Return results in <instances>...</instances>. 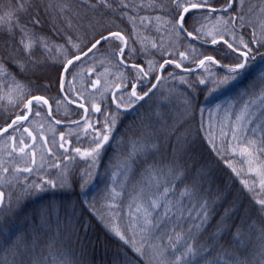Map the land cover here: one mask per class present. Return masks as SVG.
I'll use <instances>...</instances> for the list:
<instances>
[{"label": "trees", "instance_id": "obj_1", "mask_svg": "<svg viewBox=\"0 0 264 264\" xmlns=\"http://www.w3.org/2000/svg\"><path fill=\"white\" fill-rule=\"evenodd\" d=\"M19 2L0 0V56L4 57L11 74L0 76V131L18 115H23L27 101L35 96L48 100L52 116L59 122L71 123L83 118L84 112L66 103L60 94L65 54L73 58L76 55V49L68 43L69 38L80 45L81 51H86L101 32L120 31L128 39L126 65L142 66L148 75L137 80L138 69L126 67L119 63L120 57L108 54L122 46L120 41L113 39L101 46L95 57L89 54L76 60L64 75V91L68 98L88 108L82 123L56 126L48 117L46 104L34 105L30 122L45 119L55 127L58 136L55 143L50 138L48 142H42L45 155L41 166H37V157L33 155L27 167L32 169L31 172L15 171L26 168L24 152L34 148L28 121L17 122L0 136V144L6 145L0 150V169H9L6 182L0 184V191L5 192V200L11 197L12 201L11 210L6 207L0 216V264H126L128 260L135 264H153L148 257L136 256L128 244L106 227L116 224L120 229L124 226L121 221L107 210L106 215L101 211L93 213L88 206L93 195L90 185L98 177L96 172L100 173L106 167L108 181L109 173L112 175L117 165L130 164L127 186L140 185L150 172H154L164 175L163 179L171 177L169 180L178 181L177 189L191 188L197 201L207 202L210 215L200 231L191 226L192 219L186 216L179 222L182 230L192 227L193 235L188 241L194 248L203 249L192 264H225L226 260L222 259L227 254H231L232 259L238 257L247 259L248 264H258V243L264 242V213L259 211L260 205L256 203L253 191L243 189L241 175L233 171L236 168L229 155L219 151L211 139L206 114L221 100L232 98L243 90L256 93L264 86V46L258 42L264 40V12H261L264 0H245L242 7L234 3L228 12L220 11L226 0H208L217 11L210 12L206 7L189 11L184 16L185 27L189 31L194 27L202 29L195 33L196 40L185 32L177 35L172 30L177 18L173 0H156L155 7L149 6L151 0H125L129 5L127 8L119 7L118 0H111L115 11L103 5L90 7L82 0H42V5L29 0L25 5L27 10L21 11L17 9ZM91 3L95 4L96 0ZM48 4L52 7L45 15ZM65 5L67 7L61 13L60 8ZM10 12L14 13L12 17L8 15ZM37 15L42 23L33 25L31 22ZM52 17L56 18L55 27L49 22ZM229 17L235 19L225 24L223 21ZM66 21L71 22V27ZM16 23L33 28L37 36L47 37L50 50L38 44L29 60L20 44L21 33L15 27ZM241 40L252 48L255 59L250 56L236 79L221 84L223 77L232 75L228 68L243 59L239 51L246 49ZM230 43L237 51L228 47ZM61 45L62 49L57 47ZM9 53H13L15 60L24 64L26 70L21 71ZM207 56L216 63L208 62L197 72L183 71L197 68ZM166 61L172 63L161 73L159 65ZM177 63L181 65L179 68ZM150 66L153 70L149 72ZM105 70L118 76L119 80L113 84L114 89L111 92L106 89V96L99 100L100 82L96 81V87L90 88L92 94H87V89L79 86L80 76L93 79L98 74L102 80ZM147 80L150 83L145 85ZM133 83L138 87V93L142 89L147 91L151 84L157 86L143 100L117 109V103L121 102L119 98L127 101ZM97 108L100 110L96 111ZM37 111L39 115H36ZM112 115H116V124L92 169V179L81 191L83 181L80 176L90 159L82 158L74 149L88 151L97 133L105 132V118ZM21 134L31 139L32 146H26L23 152L14 151V142L21 139ZM133 140L142 141L143 148L130 158ZM153 144L156 147H152ZM62 169L74 178L70 190L44 185L45 191L25 195L17 205L26 185L42 184L46 180L56 182ZM0 175H4L2 171ZM238 230L243 247L234 240ZM155 241L153 238L150 242Z\"/></svg>", "mask_w": 264, "mask_h": 264}, {"label": "snow or ice", "instance_id": "obj_2", "mask_svg": "<svg viewBox=\"0 0 264 264\" xmlns=\"http://www.w3.org/2000/svg\"><path fill=\"white\" fill-rule=\"evenodd\" d=\"M36 2L39 5H42V0H36ZM82 2L88 4L90 7H96L97 5H103L105 8H108L112 11H115V9L112 7L111 0H96V3H91V0H82ZM29 3V0H20L18 3L17 9L21 11H26V4ZM173 3L175 4V7L177 8V18L173 22L172 30L176 32L177 35L180 34V32L187 33L188 36L192 37V39H197V36L195 33H200L202 31L201 28H193L192 31H189L185 27V17L183 14H186L189 12L190 8H198V7H206L209 9L210 12H215L217 9L212 7L208 0H173ZM233 3H237L238 6H243L245 3V0H226L225 6L220 11L222 12H228L229 9L232 8ZM118 6L127 8L129 5L125 3V0H118ZM149 6L155 7L156 6V0H151ZM52 5L48 4L45 7V15H48L49 9H51ZM67 6H63L60 8V12L63 13L65 8ZM261 12H264V7L261 8ZM183 13V14H181ZM9 17H12L14 15L13 12L8 13ZM126 15V14H125ZM61 19H64L63 16H61ZM160 17H157V20H159ZM235 19V17H229L227 20H224L223 22L225 24L232 22ZM242 19V17H240ZM53 27L56 25V18L52 17L49 21ZM33 25H40L42 23L41 17L37 15L33 18L32 22ZM67 26L71 27V22L66 21ZM15 27L19 28V31L21 33V39L20 44L24 49V52L28 56L29 60H31V54L34 47H36L38 44L40 46H43L45 49H48L49 40L47 37L44 36H37L33 28H30L28 25L19 24L16 23ZM11 32V28L9 29ZM79 39V38H78ZM113 39L118 40L121 42V47L118 50H110L109 55L114 57H120L119 63L122 65H126L125 60V48L128 47V39L125 38V36L120 31H109L107 34L101 32L98 37H95L91 42L90 46L87 48L86 51H81L80 45L78 43H75L71 40V38L68 39V43L72 45L74 49H76V55L75 57H69L67 54H65V66L63 68L64 72H68V66L72 65L74 60H80L82 56H89V54H92L93 57L96 56V53L100 50V47L103 46L106 43H110ZM213 43L216 42L215 38L212 40ZM261 46H264V40L258 41ZM241 45L243 46L244 51H239V56L243 59L240 60L238 63H236L234 66H231L228 68V72L232 75H226L223 77V79L220 81L221 84H226L230 80L236 79V76L239 74L240 70L245 69L249 57L251 56L252 59H255V56L252 55V48L245 43L243 40L240 41ZM155 46V45H153ZM58 48H63V46H57ZM229 48H232L233 51H237V49L230 43L228 44ZM50 50V49H48ZM10 58L13 59V62L16 63V66L21 70H26L24 67V64H22L19 61H16L13 53L8 54ZM181 57L184 58V54L181 53ZM205 60L215 64L216 61L211 57L207 56L205 59H202L200 61V65L202 67L205 66ZM165 63H171V61H166ZM35 67V65H33ZM128 66V65H126ZM181 65L179 63L176 64V67H180ZM134 70L136 71V78L137 80L142 79L143 77H146L148 75V72H145L144 68L142 66L138 65H130ZM159 67L162 69L163 64L159 65ZM153 70V66L149 67V72ZM207 70V69H206ZM11 75L8 71L7 65L5 64L4 57L0 56V76H9ZM14 79V78H13ZM157 83L159 82V77L156 78ZM183 82V81H182ZM201 83H204L203 80L200 81ZM19 87V85H17ZM127 87V85H125ZM156 84H151L148 87L147 91L141 90L140 93L137 92L136 84L133 83L130 91L127 93V101L123 102V98H119L121 102H118L116 107L117 109L121 107H130L131 105L135 104L136 102L143 100L146 96H148L154 88H156ZM61 87L63 88V84H61ZM35 100L37 103H40L41 101L43 104H48V100L41 97V96H35L32 99H29L27 101L26 107L31 110L32 106V100ZM256 99L259 102V105L261 106V111L259 113L254 112L252 107H250L249 104H245L241 110V113L236 116V122L232 125L231 129V139L235 142L233 146V150L236 151L237 149L240 151V155L244 158V162L249 164V171H255L256 175L260 178L259 183L264 190V171H260L261 167H264V161H261L260 165L253 169L251 165L257 160L260 159L258 154H264V89H261L260 92L256 94ZM100 109L97 108L96 111H99ZM40 113L37 111L36 115H39ZM118 115V114H117ZM28 119L27 115H18L15 120L12 121V124H16L17 121L26 120ZM255 122V123H254ZM59 123V121H57ZM254 127L252 129H248L244 127L245 124H253ZM116 124V115H112L110 117L105 118V132L103 134L97 133L96 137H94V144L90 146V149L86 152H81L80 148H75L74 151L80 155L82 158H88L90 159V164L88 167L81 173L80 179L83 181L80 184L81 191H83L89 181L92 179V169L95 168V166L98 163V158L100 156L101 149L104 147V144L108 142L109 140V133L112 131ZM4 132L8 131V128L5 127L3 129ZM27 131V129H25ZM259 131L261 133L260 136H257L256 133ZM250 133V135H249ZM31 135V133H29ZM143 135V133L141 134ZM229 135L228 132H225L223 128L221 129V136H227ZM243 138V139H242ZM63 139V137L61 138ZM23 143V141H21ZM64 145L61 144V147ZM139 146V147H138ZM152 147H156L155 144L152 145ZM132 148L133 151L130 153L131 156H134L136 151L141 150L143 148L142 141L140 140H133L132 141ZM15 151V149H13ZM215 150V149H214ZM23 151V149H21ZM67 151V149H65ZM4 175H0V184L6 182V174L9 172V169L4 167L0 169ZM16 172L20 171H26L31 172L32 169L30 168H24V169H15ZM151 171V170H149ZM171 171V169L169 170ZM235 171V169H233ZM73 177L67 171L66 169H62L61 173L58 176V180L56 182H53L51 180L43 181L42 184H31L26 185L23 189V193L21 196L18 197L17 205H19V200L23 199L25 195H31L36 192H43L45 191L44 185H48L52 188H61L65 190H70L72 188L73 184ZM9 184L11 181H7ZM243 182V181H242ZM245 187H249L247 182H244ZM157 191H145V189H141L136 197L133 199L132 204L129 205L130 209H134V211L130 212V216L132 219V227L136 229L135 235H138L140 237L139 242L136 241L135 236L132 238L126 237V235L121 232L118 225L116 224H108L106 227H109L112 232L115 233L117 237H119L120 240H122L125 244H128L129 247L132 249V251L136 254V256L140 258L148 257L152 261H159V264H192V260L203 251V249L194 248L191 243H188V240L185 239V234L183 230L176 231L177 227H179V222L184 218L185 215V209L180 203V200H182L184 197H191L194 193L191 188L185 187L184 191L179 193V199L172 200L169 199V193L174 191L173 187L170 186H164L162 191L160 189V185L157 182L156 183ZM250 191H252V188H249ZM120 193L116 191L114 188L110 193V200L108 207L110 209L117 208L118 203L117 199L119 197ZM11 197H9L7 200H5V192L0 191V216L3 215L4 209L7 207L9 210H11ZM256 203L260 205L259 211L261 213H264V198H258L256 199ZM113 218L115 217V214H111ZM210 212L207 202H203L200 205V211L197 213V217L199 218L198 224H193L192 227H195L197 231H200L204 224L207 222L209 218ZM188 216H191V213H188ZM156 230H160V235H155ZM189 233L191 232V228H189ZM153 237L156 239L157 243L153 244L150 241L153 239ZM166 237L168 240L167 247H162L158 241ZM191 238V237H190ZM234 240H236L240 246H244V242L240 240V232L239 230L234 236ZM7 243V241H4ZM177 245H180L181 247L178 248ZM147 249V251H146ZM166 252L171 253V259L168 258V256L165 255ZM261 256L264 257V250L261 252ZM219 259V257H218ZM126 264H135V261L128 260ZM225 264H248L247 259L241 260L238 257L235 259H231L230 261H225ZM261 264H264V259L261 260Z\"/></svg>", "mask_w": 264, "mask_h": 264}, {"label": "rangeland", "instance_id": "obj_3", "mask_svg": "<svg viewBox=\"0 0 264 264\" xmlns=\"http://www.w3.org/2000/svg\"><path fill=\"white\" fill-rule=\"evenodd\" d=\"M102 72H105L103 73L104 75L102 80H101V76L97 74L96 76L92 77L93 79H89L87 76H80L81 82H79L80 84L79 86L85 87L87 89V94H88L90 93V88L96 87L95 85L96 81H99L100 84L97 93V99L99 100H101V97L106 96V89L107 90L110 89L111 92L114 89L113 84L119 80L118 76L116 77L114 75H111L110 72L106 73V70ZM261 89H264V86L256 90L257 91L256 93L253 90H243L238 95L232 98L221 100L220 102L215 104L214 108L211 109L206 114V121L208 124V129H210L211 132V139L215 141V145L217 146L219 151H221L222 153H227L229 155L233 167L236 168L235 172L238 175H241L243 181V182L241 181V185L243 189L248 190L249 192L253 191V195H255L256 199L264 198V190H262L259 183L260 178L256 175L255 171H249L250 166L249 164L244 162V158L240 155V151L238 149L236 151L233 150V146L235 142L232 141L231 139V129H232V125L236 122V116L241 113V110L245 104H249L254 112L259 113V111L262 110L261 106L259 105V102L256 99V94L260 92ZM91 101L92 102L95 101V98L91 99ZM23 111H24L23 115H25L27 112V108H24ZM254 123L245 124L244 127L248 129H252L254 127ZM27 127L29 128L31 135H34L36 141L33 144L34 147L33 150H30V152H24L25 154L23 157V161L26 162L24 167H29L31 157L33 155L37 157V166L39 167L42 165V161L44 159L43 156L45 155L43 150L45 148L42 143L44 142L43 139H45L46 142H48V139L50 138L52 143L57 142L58 136L56 133V129L48 121H45V119L42 118L35 119L34 121L31 122L30 120H28ZM222 128L225 132H228L229 135L222 137L221 136ZM256 135L260 136L261 133L257 131ZM20 137L21 139L19 141L16 140L14 142L15 145L13 147L15 151H19V152H21V149L24 150L26 146L31 145L30 144L31 139H28L27 137L25 138L23 134H21ZM20 141H23V143H21ZM3 145L4 144H0V150L1 147L5 148L6 145L4 146ZM169 149L173 150V147L169 145ZM221 152L220 154H222ZM1 155L2 153H0V158ZM258 155L260 159L255 161L253 165H251L253 169H256L260 165L261 161H264V154H258ZM170 156H175V154L174 155L170 154ZM131 168H132V164L127 166L124 165L122 167L120 165H117L113 170L112 175L111 173H109L110 175L108 181H106V167L100 173L96 172V176L98 177L95 178V180L92 181L90 185V194L93 195L91 196V199L88 200L89 202L88 206L89 208L92 209L93 213H96V211H101L104 215H106V210L109 211L111 214L114 213L115 218L124 224V226L120 228L121 232H123L128 238H132L133 236H135L136 241L139 242L140 237L138 235H135L136 229L132 227V219L130 216V212L134 211V209L129 208V205L132 204L133 199L136 197L137 193L142 188L145 189V191H152V192L157 191L156 183L158 182L160 185L159 190L161 191L163 187L166 185L173 187L174 191L169 193L168 198L172 200H177L179 199V193L184 191L185 188L183 187L182 189H177L176 186L178 184V181L175 180L174 182V180L172 179L169 180V178H171L169 177V174H168L169 178L163 179L164 175L159 176L154 172H150L146 176V180L143 181L140 185L138 184L136 186L133 185L127 186L125 182ZM260 171H264V167H261ZM122 179L125 180L123 181ZM244 182H247L249 187H245ZM114 188L116 189V191L120 193L117 199L118 207L110 209L108 207L109 203L111 202L110 193ZM249 188H252L253 190L250 191ZM193 189L196 192L195 186H193ZM106 192L108 193L107 202H106ZM180 203L183 206V208L186 210L184 217L186 216L187 219H192L191 226L193 224L199 223V218L197 217V213L200 211V205L203 202L201 200L197 201L193 194L191 197H184L182 200H180ZM189 212L191 213L190 217L188 216ZM97 217L99 218V215H97ZM100 221L103 222V224L105 223L104 220H101V218ZM179 227H177L176 229V231L178 232L181 231ZM184 231H187V233H185ZM183 232L185 234L186 240H188V238H190L193 235L192 232L189 233L188 229L183 230ZM155 235H160V230H156ZM155 243H157V241H155L153 244ZM158 243L162 247H167L168 240H166L165 242L164 239H160ZM188 243H190V240L188 241ZM258 244L260 245L257 251L259 252L260 255L256 253V256H260L258 259L259 260L258 264H261V260L263 259V257L261 256V252L262 250H264V242L261 241ZM177 247L180 248L181 246L177 245ZM165 255L168 256L169 259H171L170 252H166ZM229 259H232L231 254H227L225 258H223L222 260L228 261ZM152 262L153 264H159V261H152ZM205 264H214V262L205 263Z\"/></svg>", "mask_w": 264, "mask_h": 264}, {"label": "water", "instance_id": "obj_4", "mask_svg": "<svg viewBox=\"0 0 264 264\" xmlns=\"http://www.w3.org/2000/svg\"><path fill=\"white\" fill-rule=\"evenodd\" d=\"M233 5H234V3H233ZM233 5H232V7H233ZM196 9H199V7L198 8H190V10L189 11H192V10H196ZM230 10V9H229ZM228 10V11H229ZM183 14V13H182ZM184 16H185V14H183ZM186 35H187V33H186ZM188 36V35H187ZM189 38H192V37H190V36H188ZM194 40H196V39H194ZM202 44H204V45H208V46H212V44H206V43H202ZM125 50H126V48H125ZM82 57H84V56H82ZM81 57V58H82ZM76 60H74V62H75ZM73 62V63H74ZM207 62H209V61H207V60H205V64L207 63ZM172 63V62H171ZM171 63H163V68L162 69H160V71H161V73H162V71H163V69H164V67L165 66H167V65H169V64H171ZM130 65L131 64H128V66H126V67H130ZM71 66V65H70ZM70 66H68V68L70 67ZM130 68H132V67H130ZM202 68V66L201 65H199L197 68H195V69H183V71L184 72H197V71H199L200 69ZM244 70V69H243ZM243 70H240V71H243ZM65 73L66 72H62V77H61V84H63V88L61 87V84H60V94H61V96H62V98L67 102V103H69V104H71V105H74V106H78L80 109H82L84 112H85V114H87V109H86V107L85 106H83V105H78V104H76V103H74V102H72L68 97H67V95H66V93H65V91H64V75H65ZM35 100L33 99L32 100V106H31V110H29V108L27 107V117H28V119H26V120H21V121H17V122H26V121H28L29 120V118H30V116H31V113H32V107H33V105L35 104ZM42 102V101H41ZM48 107H49V110H50V106H49V104H46ZM49 117L52 119V121L56 124V125H74V124H77V123H74V124H63V123H57V121L54 119V118H52V114H51V110L49 111ZM83 121V120H82ZM82 121H80V122H82ZM80 122H78V123H80ZM13 127V124L11 123L7 128H8V131L11 129ZM4 133V131L3 130H1L0 131V136L2 135Z\"/></svg>", "mask_w": 264, "mask_h": 264}, {"label": "flooded vegetation", "instance_id": "obj_5", "mask_svg": "<svg viewBox=\"0 0 264 264\" xmlns=\"http://www.w3.org/2000/svg\"><path fill=\"white\" fill-rule=\"evenodd\" d=\"M34 138V142L36 141V139H35V137H34V135H30V138ZM43 141H44V143H46V140L45 139H43Z\"/></svg>", "mask_w": 264, "mask_h": 264}]
</instances>
